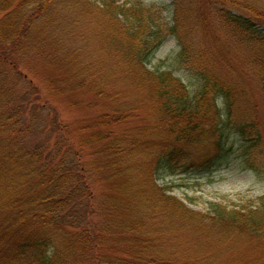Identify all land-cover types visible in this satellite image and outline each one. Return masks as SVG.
I'll list each match as a JSON object with an SVG mask.
<instances>
[{"label":"trees","instance_id":"16d2710c","mask_svg":"<svg viewBox=\"0 0 264 264\" xmlns=\"http://www.w3.org/2000/svg\"><path fill=\"white\" fill-rule=\"evenodd\" d=\"M248 76L264 94V0H0V264H264V195L160 184L264 178Z\"/></svg>","mask_w":264,"mask_h":264},{"label":"rangeland","instance_id":"374dc122","mask_svg":"<svg viewBox=\"0 0 264 264\" xmlns=\"http://www.w3.org/2000/svg\"><path fill=\"white\" fill-rule=\"evenodd\" d=\"M122 3L124 0H117ZM153 3L170 4L171 0H148ZM177 53L175 42H166L155 56L154 65L173 70L176 77L183 80L186 75L180 71L175 63ZM246 82L252 86L254 100L257 104V118L264 120V94L256 86L255 79L251 76ZM63 122L73 120L72 116L62 113ZM160 184L171 188V193L182 200L193 210L205 211L210 202H224L229 206L244 203L248 199L264 195V178L257 177L250 171H245L239 162H233L229 167L216 171L211 175L196 177L166 178Z\"/></svg>","mask_w":264,"mask_h":264}]
</instances>
